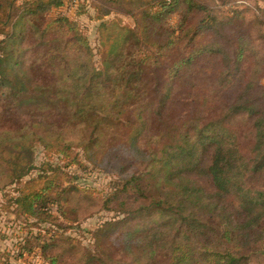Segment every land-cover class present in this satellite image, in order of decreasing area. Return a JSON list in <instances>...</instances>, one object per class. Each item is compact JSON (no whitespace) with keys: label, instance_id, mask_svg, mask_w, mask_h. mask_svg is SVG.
<instances>
[{"label":"trees","instance_id":"1","mask_svg":"<svg viewBox=\"0 0 264 264\" xmlns=\"http://www.w3.org/2000/svg\"><path fill=\"white\" fill-rule=\"evenodd\" d=\"M90 2L98 65L77 13L49 14L65 0H0L5 201L25 222H51L65 206L62 168L87 162L113 176L103 206L125 215L93 232V263H258L264 100L242 35H227L234 17L218 22L199 0ZM37 147L45 159L24 179Z\"/></svg>","mask_w":264,"mask_h":264},{"label":"rangeland","instance_id":"2","mask_svg":"<svg viewBox=\"0 0 264 264\" xmlns=\"http://www.w3.org/2000/svg\"><path fill=\"white\" fill-rule=\"evenodd\" d=\"M199 1L212 9V14L218 22L234 17L228 24L227 35L233 41L238 35H242L251 59L248 69L252 77L258 81L257 87L263 92L261 98L264 100V0ZM83 9L79 0H65L62 6L49 14L74 16L77 13L78 23L91 48L94 59L92 60L98 65L103 54L96 33L97 23L92 18L93 9L90 0L85 1ZM111 16L119 17L122 23L133 24V19L127 15L112 14ZM178 18V14L173 12L164 21L175 24ZM193 20L190 16L186 22L192 23ZM209 39L210 36L206 35L201 43L205 44ZM245 116V113H240L237 118L241 119ZM34 154L36 155L34 165L37 168L31 170L24 179L34 176L42 160L45 159L39 147L35 149ZM53 158L56 160L55 157ZM85 165L79 168L75 165L62 168L69 177H64L62 185L58 188V190L62 187L65 189L61 195L66 199L65 206L62 208V213L56 206L52 207L53 212L57 211L60 217L53 218L51 222L36 219L25 222L23 218H18L14 213V207L5 201L8 195L4 189L9 185L10 180L0 177V264H5V261L8 264H51L50 260L42 255V247L46 244H48V253L60 255L61 259L56 260V264H95L93 255L96 254L95 256L98 257L99 254L93 245V232L104 221L121 219L125 215L103 206V197L113 185V176L93 168L87 162ZM2 168L0 165L1 174ZM6 191L8 192L9 188ZM153 217L155 215L150 214L144 218V221L149 222ZM117 257L125 258L122 252L117 253ZM257 258L260 260L256 261L258 262L256 264H264V254ZM251 264L254 262L252 261Z\"/></svg>","mask_w":264,"mask_h":264}]
</instances>
